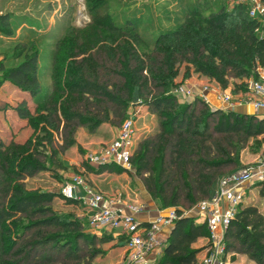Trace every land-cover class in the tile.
<instances>
[{"label": "rangeland", "instance_id": "1", "mask_svg": "<svg viewBox=\"0 0 264 264\" xmlns=\"http://www.w3.org/2000/svg\"><path fill=\"white\" fill-rule=\"evenodd\" d=\"M233 5L229 0H0V62L10 67L21 62L24 53L37 52L41 100L50 95L59 96L55 86L59 81H65V78L63 76L59 80L56 76L59 73L58 66L66 69L71 61L78 65L81 62L86 70L85 74L88 77L98 76L110 91L115 92L116 87L120 86L122 92L125 91L126 82L119 74L121 66L114 49L117 42L105 31L107 23H126L131 26L141 38L137 51L145 57L153 52L145 42H152L161 31L179 27L186 21L191 8L200 6L202 16H208L220 8L231 9ZM72 54L78 56L73 58L70 56ZM62 58H65L63 62L60 60ZM183 73L184 67L180 70L178 84L170 88L177 96L178 105L194 100L176 92L180 85H197L195 95L200 85L207 86L209 90L217 89V94L229 92V89L224 91L220 84L207 77L192 74L189 78H183ZM142 75L148 76L150 72L147 70ZM188 79L191 82L187 84ZM228 80L232 89L235 88L232 83L242 81L233 77ZM156 91L152 89L151 92L155 94ZM24 97L28 96L10 82L5 81L0 86V141L7 144L10 139L24 141L30 138L35 141L45 134L53 138L52 144L45 142V145L37 149V157L45 161L46 169L24 175L18 181L27 190L56 194L63 182L77 173L84 177L89 186L102 193L120 194L134 203H144L148 198L155 199L161 205L160 197L155 196L158 190L156 161L158 145L164 138L168 139V143L164 175L161 177L163 195L170 197L176 194L182 210L192 215L194 204L205 197L207 192H211L221 175L253 162L264 153V136L248 138L242 134L212 132L209 137H201L161 133L159 122L162 118L156 111L134 104L138 99L135 93L126 109L105 99L87 98L77 109L88 112L91 119L98 120L97 125L93 122L68 123L57 112L51 116L52 125L37 122L34 129L26 120H20L13 114V107ZM38 103L36 98H28V105L35 119L36 112L43 109V105L38 106ZM197 107L201 108L202 103L199 102ZM129 118L133 119L136 131L133 152L140 148L143 141H149L152 155L150 161L154 160L152 170L137 175L133 164L131 170L115 165L113 170L103 174H86L83 156L111 142L121 124ZM2 165L0 164V176L6 184L14 183V179ZM153 194L155 197H152ZM249 203L247 201L246 205ZM251 204L257 205L258 217L264 222V205L257 201H251ZM47 205L65 225L77 220L82 232L86 233L87 240L76 241L69 229L34 225L9 250L0 236V264H128L119 234L101 232L96 235H105L112 240L103 243L97 240L91 244V235L94 233L89 229L84 217L85 207L81 202L68 204L65 200L54 197ZM55 234L59 235V239H70L74 244L77 243L79 250L75 251L76 254H68L65 247L54 245L52 240L42 243L44 238ZM202 243L204 241L199 240L193 246L197 247ZM235 246V249L228 251L226 264H258L244 246L239 243Z\"/></svg>", "mask_w": 264, "mask_h": 264}, {"label": "trees", "instance_id": "2", "mask_svg": "<svg viewBox=\"0 0 264 264\" xmlns=\"http://www.w3.org/2000/svg\"><path fill=\"white\" fill-rule=\"evenodd\" d=\"M247 10V5L235 4L231 9L220 8L217 12L202 16V8L193 7L189 10L186 21L179 27L161 31L155 35L152 42H145L148 48L153 49V52L145 57L137 51L141 38L131 26L126 23H107L105 31L117 42L114 49L121 66L119 74L126 82L125 91L122 92L120 86L116 87L115 92L110 91L98 76L88 77L81 62L78 65L71 61L66 69L64 66H58L59 73L56 76L59 80L63 76L65 78V81H59L55 86L59 96L50 95L41 100L37 52L24 53L22 61L10 67L0 62V86L5 81L10 82L28 96L13 107V114L20 120H26L33 129L37 127V122L52 125L51 116L57 112L68 123L93 122L97 125L98 120L91 119L88 112L77 109L87 98L105 99L126 109L135 93L138 103L134 104L152 109L162 118L159 122L161 133L201 137H209L212 132L242 134L248 138L264 136V117L213 109L199 96L191 103L178 105L177 96L170 89L178 84L180 70L184 67L183 78L197 74L217 82L224 91L227 88L234 95L246 91L248 81L257 77V67H264V38L256 35L257 21L248 16ZM70 56L75 58L78 55ZM60 60L63 62L65 58ZM147 70L150 75L143 76V72ZM229 77L240 78L242 81L232 83L235 87L232 89L229 86ZM152 89L157 90L155 94H152ZM61 96H64L63 99ZM28 98H36L38 106L43 105V109L36 112V119L29 108ZM199 102L202 103L201 108L197 107ZM52 141V136L46 134L42 138L37 137L35 141L30 138L24 141L10 139L8 144L0 141V164H3L7 174L14 179V183L6 184L0 176V236L8 250L16 246L24 233L38 224L69 229L76 241L87 240L86 233L82 232L77 220L65 225L47 205L54 197L63 199L68 204L78 201L65 198L60 192L52 194L27 190L22 182H18L24 175H32L46 169L45 161L37 157V149L45 145V142L52 144ZM167 143L168 139L163 138L158 145V190L155 196L160 197L162 208L174 207L180 214L181 207L177 195H163L161 177L164 175ZM150 145L149 141H143L140 148L133 152L131 163L137 175L153 168L154 160L150 161ZM114 166L107 164L96 168L90 165L85 167L87 173H101L113 170ZM208 195L209 192L200 200ZM58 236L50 235L44 238L42 243L52 240L54 245L65 247L68 254L75 255V251L79 250L78 244H74L70 239H59ZM119 236L121 240L123 237ZM109 239L112 240L105 235L100 237L92 234L90 242L94 244L98 240L103 243ZM199 240L204 243L194 247L193 244ZM236 243L244 246L256 263L264 264V222L258 217L257 205L250 203L240 206L231 221L226 232V251L235 249ZM210 245L206 223H198L192 216H180L171 229L163 253L156 264H195L197 258L203 255Z\"/></svg>", "mask_w": 264, "mask_h": 264}, {"label": "built area", "instance_id": "3", "mask_svg": "<svg viewBox=\"0 0 264 264\" xmlns=\"http://www.w3.org/2000/svg\"><path fill=\"white\" fill-rule=\"evenodd\" d=\"M232 4L248 6V16L257 21L255 33L264 38V0H229ZM257 77L248 81L246 91L233 96L230 92L218 94L219 109L244 114L250 107L259 113L264 109V68L257 67ZM196 86V85H195ZM180 85L176 92L184 97L205 98L207 86ZM200 88V89H199ZM239 108V109H238ZM257 115V114H256ZM136 131L133 119H126L116 137L97 151L85 154L83 163L92 167L114 164L131 170ZM60 194L81 202L84 217L94 234L113 232L121 235L128 264H156L163 253L167 236L180 216H192L198 223H206L210 235V248L195 264H226V232L240 206L257 201L264 205V153L253 162L221 175L209 195L193 207L192 215L174 207L158 210L151 218L139 217L147 212L145 204L129 202L120 194L109 195L89 186L81 174L74 173L63 182ZM249 203V204H250Z\"/></svg>", "mask_w": 264, "mask_h": 264}, {"label": "crops", "instance_id": "4", "mask_svg": "<svg viewBox=\"0 0 264 264\" xmlns=\"http://www.w3.org/2000/svg\"><path fill=\"white\" fill-rule=\"evenodd\" d=\"M264 68V67H263ZM191 81H189V79H188V81H186V83L188 84V83H190ZM192 84H195V83H192ZM201 84H202V82H201ZM197 86V85H196ZM200 89V88H199ZM226 90H228V89H226ZM217 89H210V90H208L204 95H205V98H206V102L208 103V104H210L212 107L211 108H213V109H217V108H220L221 107V104H220V101L217 99V96H218V94H217ZM199 92V90H198V88L196 89V93H198ZM227 92V91H226ZM229 92H230V90H229ZM231 93V92H230ZM231 94H233V93H231ZM233 96H236V95H234L233 94ZM239 109V108H238ZM243 111L245 112V113H248V114H257L259 117H264V109H262L259 113H255V112H253V110L250 108V107H246V108H243ZM241 112V111H240ZM103 173H105V171L104 172H101V173H99V174H103ZM86 174H89V173H87L86 172ZM114 195V194H113ZM153 199V198H152ZM155 199H153V200H151V199H146L145 201H144V203L143 204H145V208H146V211L147 212H144V213H142L139 217H141V218H143V219H145L146 220V218H151L158 210H160V209H163L162 207H161V205L159 204H157L155 201H154ZM156 203V204H155ZM160 206V207H159ZM168 237V236H167ZM203 244V243H202ZM202 244H200L199 246H201ZM199 246H197V247H199Z\"/></svg>", "mask_w": 264, "mask_h": 264}]
</instances>
